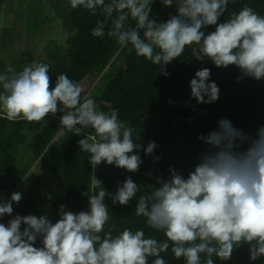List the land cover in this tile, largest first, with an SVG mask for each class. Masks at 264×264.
I'll return each mask as SVG.
<instances>
[{"label":"clouds","instance_id":"clouds-1","mask_svg":"<svg viewBox=\"0 0 264 264\" xmlns=\"http://www.w3.org/2000/svg\"><path fill=\"white\" fill-rule=\"evenodd\" d=\"M155 2L70 0V6L102 16L92 36L107 35L121 50L131 45L138 57L159 65L165 77L170 76L166 66L195 45L196 60L211 61L217 68L236 66L238 81L264 80V16L245 5L221 22L230 0H160L165 7L175 6V14L158 21L152 18ZM210 26L214 30L206 32ZM50 68L35 61L21 71L0 73L4 118L39 122L60 113L59 123L69 132L80 136L85 129L94 130L95 135L77 141L93 168L106 163L138 173L140 150L152 155L155 141L146 147L134 141V129L121 122L117 109L98 110L91 95L82 96L81 86L66 74L56 76L52 87ZM210 76L211 69L203 67L189 82L191 98L198 104L219 99L220 89ZM198 139L208 147L187 176L170 165L168 176H156L157 187L137 199L135 214L166 239L130 228L113 235L115 225L105 231L110 220L106 198L112 205L127 206L137 198L140 184L127 176L113 192L94 177L93 191L84 193L87 210L73 212L60 204L55 222L47 215H14L13 204L23 199L22 192H12L10 198L0 193V219L10 217L0 222V264H149L150 257L151 264H166L161 253L170 247L185 264H216L214 256L229 261L244 245L250 261L264 257V125L253 135L221 118L217 129Z\"/></svg>","mask_w":264,"mask_h":264},{"label":"trees","instance_id":"trees-1","mask_svg":"<svg viewBox=\"0 0 264 264\" xmlns=\"http://www.w3.org/2000/svg\"><path fill=\"white\" fill-rule=\"evenodd\" d=\"M3 1L0 0V6ZM245 5L264 16V0H230L220 21L227 20L233 12L238 13ZM21 11L17 12V19L22 13L27 14L31 32L46 29L48 20H59L61 32L54 31L38 51L23 50L10 62L0 58V73L9 68L21 71L35 61L47 63L51 66L52 87L56 76L62 73L80 86L89 83L90 89L82 92V96L90 94L100 111L110 113L117 109L121 122L134 129V141L145 147L155 141L157 147L152 155L140 150L143 163L138 173L106 163L93 168L88 161L89 154L77 143L81 138L95 135L93 129H85L77 136L59 123L60 113L50 114L39 122H28L22 118L9 121L0 110V193L6 198L15 191L23 194L19 204H13V214L47 215L55 222L59 219L60 204L73 212L87 210L88 197L84 193L93 191L94 177L114 192L131 176L140 184V192L127 206L112 205L106 198L110 220L105 231L115 225L113 235L130 228L144 230L146 237L166 239L163 232L151 229L144 217L135 214L138 197L150 194L157 187L155 177H167L170 165L187 176L198 154L208 147L198 136L217 129L221 118L255 135L264 125V80L238 81L240 70L236 66L217 68L211 61L196 60L192 55L195 45L187 47L178 59L166 66L170 76L165 77L160 74L159 65L138 57L131 45L121 50L115 39L107 35L92 36L91 30L103 17L92 15L82 7L72 9L70 0H35L33 4L27 2ZM169 14H175V6L165 7L160 0L153 3L152 18L167 20ZM213 30L214 26L205 29L206 32ZM203 67L211 69L210 80L220 89L219 99L210 104H198L191 98L189 82ZM154 156L161 159L154 161ZM9 219L5 216L0 222L7 223ZM161 256L166 264H185L183 258L174 257L171 247ZM152 259L149 258V264ZM213 259L216 264H264V257L250 261L247 245L235 249L229 261H220L215 256Z\"/></svg>","mask_w":264,"mask_h":264},{"label":"rangeland","instance_id":"rangeland-1","mask_svg":"<svg viewBox=\"0 0 264 264\" xmlns=\"http://www.w3.org/2000/svg\"><path fill=\"white\" fill-rule=\"evenodd\" d=\"M35 0H4L0 6V58L10 62L20 55L23 50L38 51L40 46L47 42L56 31L60 24L59 20L47 21L46 29L37 33L31 32L28 25V16L21 11L26 6V3L33 4ZM23 12L17 19V12ZM24 17V19H22ZM17 22V26L15 25ZM59 23V24H58ZM30 24V23H29ZM15 25V27L13 26ZM19 25V26H18ZM61 26V24H60ZM67 36V32H66ZM82 92L86 93L90 89L89 83L81 84ZM34 167L31 169L33 170Z\"/></svg>","mask_w":264,"mask_h":264}]
</instances>
